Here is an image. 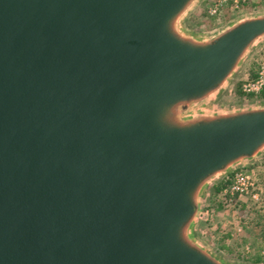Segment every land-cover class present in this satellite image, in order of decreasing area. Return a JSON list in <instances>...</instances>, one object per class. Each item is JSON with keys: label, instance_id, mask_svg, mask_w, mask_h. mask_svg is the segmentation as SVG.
Returning <instances> with one entry per match:
<instances>
[{"label": "water", "instance_id": "obj_1", "mask_svg": "<svg viewBox=\"0 0 264 264\" xmlns=\"http://www.w3.org/2000/svg\"><path fill=\"white\" fill-rule=\"evenodd\" d=\"M203 0H0V264H231L207 189L264 153V103L219 107L264 13Z\"/></svg>", "mask_w": 264, "mask_h": 264}, {"label": "rangeland", "instance_id": "obj_2", "mask_svg": "<svg viewBox=\"0 0 264 264\" xmlns=\"http://www.w3.org/2000/svg\"><path fill=\"white\" fill-rule=\"evenodd\" d=\"M215 4L220 5V12L216 16H211L209 11ZM261 13H264V0H239L236 4L233 0H227L223 3L222 0H203L188 16L185 26L189 30L207 34L239 18ZM263 63L264 41L260 42L251 51L240 70L215 103L222 108L264 103V100L246 97L242 92L243 84L255 78L259 66ZM243 169L250 176L251 185L256 182L258 183L260 176L264 174V153L255 162L244 166ZM221 180L223 179H220L215 184ZM259 182L263 181L260 179ZM214 185L207 189L195 236L199 242L224 261L231 264H252L250 259L256 253L264 257V239H255L253 233L258 235L260 230L252 227L251 224H247V227L244 229L241 220L244 218L247 206L260 203L262 200L264 201V185L262 186L263 188L261 187L260 193H251V185L249 186V194H256L257 201L250 200L249 195L242 196L240 200L247 205L245 208L244 206H240L238 209L237 202L234 199L226 200V198L224 201L228 205L220 211H216L214 206L215 196L212 191ZM222 196L228 195H224L222 192V195L218 198ZM226 231H231L232 236L224 242L225 252H217L214 245L217 243L218 238L226 233ZM226 251H231L232 254L229 256Z\"/></svg>", "mask_w": 264, "mask_h": 264}, {"label": "trees", "instance_id": "obj_3", "mask_svg": "<svg viewBox=\"0 0 264 264\" xmlns=\"http://www.w3.org/2000/svg\"><path fill=\"white\" fill-rule=\"evenodd\" d=\"M251 98L258 99V100H264V89L261 91V93L258 96H253ZM231 179H232V175H229L212 187V191H213V194L215 196V198H214L215 205L214 206H215L216 211L223 210L225 207H227L228 203L226 201H224V199H226V198H227L226 200L234 199L237 202V208L238 209L240 206H244V208H245L247 205V204H245V202L240 200L241 197H239L238 195H235L234 197L222 196L221 198H218L219 196L222 195V192L224 191V189L230 185ZM260 179L263 182H259ZM260 179L258 180V183L256 182V183H253V185H251V187H250L251 193H260L261 192V187L264 185V174L262 176H260ZM241 221H242L241 223L243 224L242 226L244 229L247 227V224H251L252 227H255L256 229L260 230L258 235H255V233H253V236L255 239L256 238L257 239L258 238L264 239V201L262 200V202H260V203H257V204L251 205V206H247V209L245 210L244 218ZM250 232H251V230H250ZM231 236H232L231 231H226V233L221 235L218 238L217 243H215V245H214L215 250L217 252H223L224 250H226L224 247V242L227 239L231 238ZM226 253L229 256L232 254L231 251H226ZM250 260H251L252 264L264 263V257H261V255L259 253H256V255H254L252 257V259H250Z\"/></svg>", "mask_w": 264, "mask_h": 264}, {"label": "built area", "instance_id": "obj_4", "mask_svg": "<svg viewBox=\"0 0 264 264\" xmlns=\"http://www.w3.org/2000/svg\"><path fill=\"white\" fill-rule=\"evenodd\" d=\"M227 0H222L223 2H226ZM236 4L239 0H233ZM220 5L215 4L210 9V15L216 16L220 10ZM264 89V63L261 64L257 70L256 76L252 80L246 81L242 86V92L246 97H253L258 96L261 91ZM242 168H239L235 170L232 173V179L230 182V185L225 188L223 191L224 195H228L230 197H234L235 195H238L239 197L249 195V199L252 201H257V195L256 194H249V186L251 185V178L250 176L244 171Z\"/></svg>", "mask_w": 264, "mask_h": 264}]
</instances>
